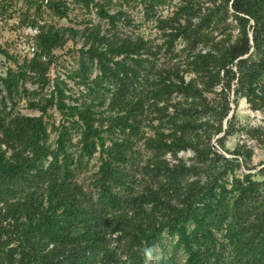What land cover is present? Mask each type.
I'll return each mask as SVG.
<instances>
[{
	"label": "trees",
	"instance_id": "16d2710c",
	"mask_svg": "<svg viewBox=\"0 0 264 264\" xmlns=\"http://www.w3.org/2000/svg\"><path fill=\"white\" fill-rule=\"evenodd\" d=\"M162 1L140 0L144 16ZM211 1L198 24L190 2L157 17L152 39L113 0H0V23L33 31L30 57L0 43L16 66L0 74V264H160L165 234L184 264H264V166L237 177L252 151L229 158L212 144L235 133L242 98L264 110V0ZM69 42L77 65L46 92L54 52ZM24 94L39 115L8 109ZM139 144L150 151L143 164ZM187 149L191 164L179 158Z\"/></svg>",
	"mask_w": 264,
	"mask_h": 264
},
{
	"label": "rangeland",
	"instance_id": "374dc122",
	"mask_svg": "<svg viewBox=\"0 0 264 264\" xmlns=\"http://www.w3.org/2000/svg\"><path fill=\"white\" fill-rule=\"evenodd\" d=\"M187 2H190L193 6V22L195 24L200 23L201 17H204L205 13L208 12V9L212 8L214 5L211 0H163L157 6L155 12H152V16H150L148 19L144 16V7L140 0H113V4H121L125 9L130 11L131 16L134 19L133 25H136V27L132 26L131 29L136 33L152 39L159 37V31L156 26V18L172 16L175 10H177L181 4L185 5ZM18 5L23 6V0H19ZM94 16V13H92L91 17ZM229 21H231V23L234 25V22H232L231 19H229ZM55 22L60 25L75 24V21L70 22L66 19L59 20L57 18L55 19ZM211 29L212 24L204 28V30ZM216 33L217 31L214 30V35ZM234 33H237V30ZM32 36L33 31L31 29L27 27L23 29H17L15 28L13 21L8 22L6 25L0 23V43L4 47L9 48L11 52L20 57V59H23L26 56H31L32 47L30 46V39ZM157 41L160 43L161 40L158 39ZM77 49V45L75 46L72 42H69L64 48L58 49L54 52V56L52 58L53 60L49 70L50 84L46 88V92L51 89L53 82L55 79H57V77H60V79H65L66 73L76 67L78 59ZM9 68H16V66L12 62L8 61L5 57L0 55V74L5 75ZM28 88L30 91L35 90V86L30 84H28ZM68 88H71L74 92H78L79 89L76 85H74L73 82L69 81ZM217 90H220V87H217ZM79 91L81 90L79 89ZM40 93L41 92H38V94ZM27 97L28 96L25 94L21 95L19 99L17 98L16 104L14 106L12 102L7 100L8 109L13 107L15 113H20L23 115H39L40 113L38 110L31 109L29 107ZM209 97L214 98L215 95L211 93L209 94ZM231 106L233 109L234 105L231 104ZM236 116L237 123L235 133L228 136L221 143L216 142V139H213L212 144L219 152L229 158L234 157V151L240 147H245L252 151L250 170H248L243 165L235 170V175L237 177H243L245 173H255L264 166V110H254L246 101V99L242 98L239 101L238 107L236 109ZM48 120L50 122L56 121L57 124L63 121L61 115L55 111L54 108L49 110ZM148 129V131H150V128ZM223 134L224 133L220 134L217 138L222 137ZM77 138L78 136L75 135L74 142L77 141ZM54 139L55 133H51V141ZM136 151L141 153V164L149 159L147 157H150V151H148L143 145L139 144L136 146ZM166 157L172 162H177L176 160L171 159V154H167ZM193 157L194 152L191 149L179 152V158H182L184 162H187V164L193 163ZM99 164V153H97L89 165V171L83 177H90V175L94 174L97 171ZM138 177L139 176H137L133 182H137L139 179ZM232 178L233 175L229 173L225 179L226 181L231 182ZM189 179L192 180L194 178L190 177ZM89 182L90 179L87 180L88 184ZM228 186L230 187V184ZM217 237L219 238L220 243L225 245V248H221L219 245L221 248V257L224 258V260H227L230 257V253L227 250L230 248L228 241L220 234ZM163 239V243L161 242L154 248V250L158 253V262L160 264H184L186 256L181 247L177 245V239L170 236L169 234H165ZM124 258L125 256H122V259ZM147 261L149 264L156 263V260H153L151 255L147 257Z\"/></svg>",
	"mask_w": 264,
	"mask_h": 264
}]
</instances>
